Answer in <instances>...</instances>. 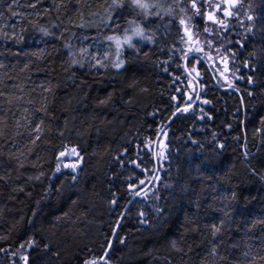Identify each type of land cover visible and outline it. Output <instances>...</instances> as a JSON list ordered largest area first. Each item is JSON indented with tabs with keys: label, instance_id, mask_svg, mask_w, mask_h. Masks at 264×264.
Masks as SVG:
<instances>
[{
	"label": "trees",
	"instance_id": "16d2710c",
	"mask_svg": "<svg viewBox=\"0 0 264 264\" xmlns=\"http://www.w3.org/2000/svg\"><path fill=\"white\" fill-rule=\"evenodd\" d=\"M150 2L163 19L112 0H0V264L99 260L151 179L105 264H264V0H237L232 17L223 0H197L200 15L191 0ZM181 19L209 26L233 84L205 73L185 111ZM130 20L149 43L119 70L91 66Z\"/></svg>",
	"mask_w": 264,
	"mask_h": 264
},
{
	"label": "snow or ice",
	"instance_id": "6c2138e0",
	"mask_svg": "<svg viewBox=\"0 0 264 264\" xmlns=\"http://www.w3.org/2000/svg\"><path fill=\"white\" fill-rule=\"evenodd\" d=\"M127 3V6L132 8L133 10H140L141 12H143L144 16L147 18L149 16H153L155 15L157 18L163 19V16L161 15V8L162 6L159 3H154V2H150V0H112V7L114 9H123L125 7V4ZM180 3V0H177V4ZM223 3L225 5H227V7L223 8V15L225 17H232L234 15H236V13L234 11H231L230 9H234L237 5V0H223ZM32 7H35V5H32ZM221 5L217 4L216 8L220 9ZM191 8L193 10H195L197 15H200V8L197 6V0H191ZM155 9V11H153ZM181 11H184V9H181ZM172 12V8L171 6L164 11V14L166 15H170ZM204 17L206 19V21H211L214 24H219L221 27L223 28H227L228 25L225 23L224 20H220L217 19V17L213 14V13H205ZM248 19L251 20L252 17L248 16ZM108 20L109 22L112 20V15L111 13H109L108 15ZM130 24L135 23L134 20H130L129 21ZM180 24L181 25H185V20L181 19L180 20ZM118 27V25H117ZM251 29H249L250 31ZM209 29L206 27L205 28V32H208ZM129 30L125 29V34L123 35V37L117 36V35H112V36H108L106 39L109 41H112L115 43L116 46V54H117V59L114 62V67L116 68H120L124 61L120 58L121 56V50L122 48L126 45L128 48H133L134 44H133V37H139L140 39H144L145 38V32L144 29L141 25L137 24L134 28L131 29V34H128ZM185 34L188 36V39L191 40L192 36L190 34V29H188L187 27H185ZM183 40V37L181 38ZM237 43H239V41H237ZM242 46V45H241ZM209 47H211V42H209ZM192 49H190L191 51ZM195 51L199 52L201 51V49L199 47H197L195 49ZM73 63H76V61H73ZM247 66V65H246ZM249 82L251 83V77L249 78ZM251 94V93H250ZM36 131L39 132L40 131V126L37 125L36 127ZM258 132L262 131V129H257ZM36 139H39V136L36 137ZM73 152H75V149H73ZM61 156H64V153L61 152L60 153ZM75 165H73V170H75ZM137 167H139V165H137ZM57 171H59V166L57 167ZM73 179H75V177H73ZM141 184H143V181H141ZM138 194V193H137ZM113 203H115V201H113ZM143 215V214H141ZM220 231V228L217 227L216 225L212 226V232H213V236L216 235V233H218ZM32 242L29 241V245L31 246ZM173 246H175V242H173ZM23 247V245L21 246ZM48 246L45 245V248H47ZM215 253V250H213V254ZM25 262V264H28V257L25 256L22 258ZM92 264H95V262H92Z\"/></svg>",
	"mask_w": 264,
	"mask_h": 264
},
{
	"label": "rangeland",
	"instance_id": "374dc122",
	"mask_svg": "<svg viewBox=\"0 0 264 264\" xmlns=\"http://www.w3.org/2000/svg\"><path fill=\"white\" fill-rule=\"evenodd\" d=\"M167 1H169V0H163V2H167ZM218 2H220L221 0H217ZM209 4V0H205V2H204V7H205V9H209L211 6L210 5H208ZM215 7V6H214ZM193 11H195V10H193ZM216 11H217V8H216ZM210 11L209 10H207V13H209ZM222 13H223V9H222ZM214 14V13H213ZM215 16H216V14H214ZM209 22H211V21H209ZM136 25H132V24H128L127 25V27H125L121 32H119V33H116L115 35H117V36H120V37H123V35L125 34V29H128L129 30V33L128 34H131V29L132 28H134ZM212 26V25H211ZM185 27H187L188 29H190V34H191V36H192V39L191 40H189L188 39V36L185 34V45H186V50H185V53H184V56H183V59H182V62H183V67H185L186 68V70H185V73L189 76V78H191V79H195L196 81H199L198 79H199V74H194L193 72H192V70H190V68L188 67L189 65V63H190V60H189V57L192 55V53H193V50H195L197 47H199L200 49H201V51H199V52H197L196 54L198 55V56H200L203 60H204V58L207 56V58H205V60H208V61H206L207 62V64H209L208 62L209 61H211L212 63L214 62V59L216 58V62H215V68H217V70L218 71H221L222 73H224L225 75H228V71H223V70H227V68L228 67H224V69L222 70V66H223V62L224 61H226V63H228V61H227V59H224L225 58V56H222V57H220L218 54V52L214 49H210V47H209V45L207 44V42H208V40H207V34H208V36H210V31H208V32H205V28L204 27H202V32L200 33V34H196V29L197 28H193L192 27V25L190 24V25H186V22H185V25H182V29H183V31H184V33H185ZM208 29H209V26L207 27ZM120 31V30H119ZM197 32L199 33L200 31H198V29H197ZM201 34L202 35H205L206 37L204 38V37H201ZM112 36V35H111ZM135 39H140L139 37H133V41L135 40ZM113 44H114V48L116 49V46H115V43L113 42ZM194 44H196L195 46H194ZM126 48H128L126 45L122 48V50H121V56H120V58L122 59V54H123V50L124 49H126ZM190 49H192L191 51H190ZM100 54H101V52H99ZM114 61H116V59H117V54H116V50H114ZM103 58L105 59V60H107L109 57H110V53L109 52H106V51H104L103 52ZM100 57H101V55H100ZM102 60V59H101ZM123 60V59H122ZM121 68V67H120ZM120 68H116V69H120ZM228 79V78H227ZM189 80V79H188ZM229 80V79H228ZM195 86V84H193V83H191L190 82V80H189V88H190V91H191V94H192V96L190 95L189 96V98L190 97H194L195 98V96H196V92H197V88L196 87H194ZM189 106V105H188ZM161 136H163L162 134H161ZM161 136L159 137V139L155 142V143H153L151 146H150V149L152 150V154H154V159L156 160V151H157V148L160 146V144H161V142L159 141L160 140V138H161ZM158 142H160V144H159V146L157 147L156 145H157V143ZM156 174V173H155ZM157 181V180H156ZM150 182H152V179H151V181ZM150 185H151V183H150ZM149 185V186H150ZM148 186V187H149Z\"/></svg>",
	"mask_w": 264,
	"mask_h": 264
},
{
	"label": "bare ground",
	"instance_id": "6f19581e",
	"mask_svg": "<svg viewBox=\"0 0 264 264\" xmlns=\"http://www.w3.org/2000/svg\"><path fill=\"white\" fill-rule=\"evenodd\" d=\"M144 16V15H143ZM145 17V16H144ZM146 18V17H145ZM141 22L139 21V22H135V23H133L132 25H137V24H139V25H141L140 24ZM128 24H130V23H128ZM142 26V25H141ZM192 26H193V24H192ZM127 27V26H126ZM144 29V28H143ZM144 32H145V30H144ZM181 34L183 35V37L185 36V33H184V31H183V29H182V25H181ZM115 35V34H114ZM96 40H98V38L96 39ZM136 41H139L140 43H143V44H146V43H149V37H148V34H146V32H145V38L144 39H135L133 42H136ZM103 49H102V56L100 57V56H97L92 62H90L89 64L91 65V66H95V67H104V68H106V69H113V70H119V69H116V67H114L113 65H114V50H116L115 48H114V44H113V42L112 41H109V40H107L106 39V41H105V44H104V47H102ZM128 50H132L131 48H126V49H124L123 50V54H122V59H123V61H124V53L126 52V51H128ZM184 50H186V47L184 48ZM104 51H106V52H109L110 53V57L107 59V60H105L103 57V52ZM99 52H101V51H98V53ZM102 59V60H101ZM191 63V62H190ZM205 64H207V62L204 60V64H203V69L201 70V79H202V77H204L205 76V73H207V69L205 68L206 66H205ZM124 66V63H123V65L121 66V68ZM189 68L191 67V66H188ZM120 68V69H121ZM186 70V68L185 67H183V71H185ZM213 72V71H212ZM186 74V73H185ZM212 75H214V73L212 74ZM186 76L189 78V76L186 74ZM210 76V75H209ZM211 77V76H210ZM235 92V91H234ZM236 93V92H235ZM193 100H194V98L193 97H190L189 98V96H187V97H185V101H184V103H185V105L182 107V108H186L188 105H190V104H192L193 103ZM182 111H185V109L184 110H182ZM173 119V116H172V118H170L168 121H167V123L163 126V128L162 129H160L159 130V132L157 133V135H156V138H155V140H154V142L153 143H155L158 139H159V137L161 136V134L163 133V130L169 125V123L171 122V120ZM152 143V144H153ZM159 143L160 142H158L157 143V147H158V145H159ZM161 145V144H160ZM162 147V145L161 146H159L158 148H161ZM153 159H154V154H153ZM154 162H156V160L154 159ZM156 171H157V167L155 166V171H154V174L156 173ZM134 197V196H133ZM131 198L130 199V201H129V203L127 204V206L133 201V199L134 198ZM127 206H126V208H127ZM126 208H125V210L122 212V214H121V216L123 217V215H124V213H125V211H126ZM120 216V217H121ZM122 217H121V219H122ZM120 219V218H119ZM118 219V220H119ZM121 219H120V221H121ZM118 220H117V222H118ZM117 222H116V224H117ZM120 223V222H119ZM116 224H115V226H116ZM119 225V224H118ZM116 230H117V228H115L114 227V229H113V232H112V234H111V237H110V239H109V241H108V244H107V246H106V248H105V251H104V254H105V256L107 255V252L110 250V247H111V244H112V241H113V238H114V235H115V233H116ZM113 237V238H112ZM107 251V252H106ZM104 254H103V256L99 259V260H102V262H100L99 260H96L95 261V264H105L106 262L103 260L104 258H105V256H104ZM88 264H92V262H90V263H88Z\"/></svg>",
	"mask_w": 264,
	"mask_h": 264
},
{
	"label": "flooded vegetation",
	"instance_id": "af4514ba",
	"mask_svg": "<svg viewBox=\"0 0 264 264\" xmlns=\"http://www.w3.org/2000/svg\"><path fill=\"white\" fill-rule=\"evenodd\" d=\"M196 44H194L195 46ZM197 52L195 50H193L192 55L189 57V60L191 63H189L190 70H192V72L194 74H199V81H196L194 78L191 79L189 78L190 82L195 84L194 87L197 88V92H196V96L193 100V103L189 105L192 106L191 108L195 107L196 104L200 103L199 100V93H200V83H201V69L200 67L203 66L204 64V60L205 58H207V56L204 58V60L198 56L196 54ZM208 61V60H205ZM215 62H216V58L214 59V62L212 63L211 61H209V64H205V68L207 69V72L209 73V75L211 76L212 82L213 84L221 89V90H233L232 88V82L228 81V76L225 75L224 73H222L221 71H218L217 68H215ZM224 67H227V63L226 61L223 62V66H222V70L224 69ZM213 71V72H212ZM224 72L227 71L226 69L223 70ZM214 73V75H212Z\"/></svg>",
	"mask_w": 264,
	"mask_h": 264
},
{
	"label": "water",
	"instance_id": "95a60500",
	"mask_svg": "<svg viewBox=\"0 0 264 264\" xmlns=\"http://www.w3.org/2000/svg\"><path fill=\"white\" fill-rule=\"evenodd\" d=\"M191 107H192V106H190V107H188V108H181V110H184V109H185V110H186V109H190ZM177 113H178V112H176L175 114H177ZM175 114H174V115H175ZM161 145H162V143H161ZM161 145H160V146H161ZM149 185H150V183L148 184V186H149ZM148 186H147V187H148ZM147 187H146V188H147ZM146 188H145V189H146ZM142 191H144V190H142ZM138 195H139V193L136 194L133 198H135V197L138 196ZM121 217H122V216H121ZM121 217H120V219H121ZM120 219L118 220V222H117L115 228L118 227V224H119V222H120ZM112 238H113V237H112ZM106 252H107V251H106ZM104 256H105V254H104ZM99 261L102 262V260H99Z\"/></svg>",
	"mask_w": 264,
	"mask_h": 264
}]
</instances>
